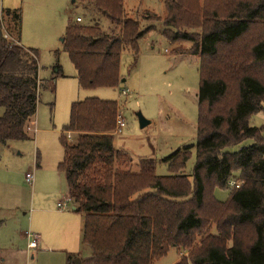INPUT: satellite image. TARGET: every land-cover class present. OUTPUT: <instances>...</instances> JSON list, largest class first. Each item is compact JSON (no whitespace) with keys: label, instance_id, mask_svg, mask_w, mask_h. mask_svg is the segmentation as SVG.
<instances>
[{"label":"trees","instance_id":"trees-1","mask_svg":"<svg viewBox=\"0 0 264 264\" xmlns=\"http://www.w3.org/2000/svg\"><path fill=\"white\" fill-rule=\"evenodd\" d=\"M80 1L91 6L92 21L70 19L63 48L81 88H115L123 52L135 64L153 26L129 18L124 0ZM165 6L167 38L189 41L200 60L193 172L184 171L193 145L165 158L171 173L161 175L155 160L136 162L115 146L118 101H75L64 133L77 136H61L59 169L75 211L85 215L82 241L93 264H153L171 247L180 254L174 264H264V124L251 122L264 112V0ZM8 16L0 29V146L28 137L42 88L38 49L21 42V12L9 9ZM216 187H233L226 201L215 197Z\"/></svg>","mask_w":264,"mask_h":264},{"label":"rangeland","instance_id":"rangeland-1","mask_svg":"<svg viewBox=\"0 0 264 264\" xmlns=\"http://www.w3.org/2000/svg\"><path fill=\"white\" fill-rule=\"evenodd\" d=\"M9 9L21 12L22 44L38 49L42 88L28 137L0 146V264H88L92 252L81 232L85 215L73 209L65 173L59 169L64 159L61 136L68 135L72 142L77 136L64 133L72 104L88 97L118 101L125 126L116 133L115 146L129 151L136 162L155 160L161 175L171 173L165 158L193 145L184 169L191 174L197 160L200 60L191 54L189 41L172 42L164 33L165 0H124L129 18L153 28L140 39L135 64L133 53L123 52L117 87L83 89L62 38L70 19L92 21L91 6L80 0H0V29L3 18L7 28L10 24ZM106 24L104 19L102 26ZM56 65L62 75L56 74ZM3 113L0 107V116ZM139 113L151 122L144 128ZM251 122L262 126L264 112L254 114ZM250 143L247 140L232 150ZM28 172L34 174L33 185L25 179ZM232 188L216 187L214 195L226 201ZM62 200L68 205L59 209ZM25 232L40 235L36 249H27ZM179 256L178 249L171 247L153 264H173Z\"/></svg>","mask_w":264,"mask_h":264},{"label":"built area","instance_id":"built-area-1","mask_svg":"<svg viewBox=\"0 0 264 264\" xmlns=\"http://www.w3.org/2000/svg\"><path fill=\"white\" fill-rule=\"evenodd\" d=\"M77 20L78 21H81V18L80 17H77ZM123 94H126L125 91H123ZM125 126V120L123 118V116L121 115V113H118V116H117V124H116V133L117 132H120L121 129ZM26 181L33 185L34 184V181H35V177H34V174L31 173V172H28L26 174V177H25ZM231 184H234V182H231ZM58 207L59 209H64L67 207V201L66 200H62V201H59L58 202ZM26 236L28 237V240H29V243H28V248L30 250H33V249H36L38 247V243H39V239H40V236L36 233H32V232H27L26 233Z\"/></svg>","mask_w":264,"mask_h":264},{"label":"water","instance_id":"water-1","mask_svg":"<svg viewBox=\"0 0 264 264\" xmlns=\"http://www.w3.org/2000/svg\"><path fill=\"white\" fill-rule=\"evenodd\" d=\"M62 41H63V38H62ZM138 119H139L140 126L142 128H144L145 126H147L148 124H150V120L146 119L144 117V115H142V113H139L138 114Z\"/></svg>","mask_w":264,"mask_h":264},{"label":"crops","instance_id":"crops-1","mask_svg":"<svg viewBox=\"0 0 264 264\" xmlns=\"http://www.w3.org/2000/svg\"><path fill=\"white\" fill-rule=\"evenodd\" d=\"M78 17H79V16H78ZM21 34H22V33H21ZM21 42H22V36H21ZM76 75H77V74H76ZM109 100H113V99H109ZM150 123H151V122H150ZM73 209L76 210V206H75V204H74ZM83 224H84V223H83ZM81 232H83V225H82V227H81ZM24 236H25L24 238H27V239H28V237L26 236V232H25ZM39 236H40V235H39ZM39 240H40V239H39ZM28 243H29V240H28V242H27V249L30 250V249L28 248ZM38 246H39V243H38ZM69 259H71V257H69ZM178 259H179V258H178ZM178 259H177L176 261H178ZM91 261H92V256H91V259H89V261H88L89 263H88V264H93ZM176 261H175V262H176ZM80 263H81V262H80ZM80 263H79V264H80ZM69 264H72V263L69 262ZM173 264H174V263H173Z\"/></svg>","mask_w":264,"mask_h":264}]
</instances>
